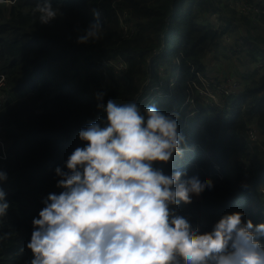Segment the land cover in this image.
Listing matches in <instances>:
<instances>
[{"label": "trees", "instance_id": "obj_1", "mask_svg": "<svg viewBox=\"0 0 264 264\" xmlns=\"http://www.w3.org/2000/svg\"><path fill=\"white\" fill-rule=\"evenodd\" d=\"M97 1L50 0L58 14L48 23L38 20V0H16L9 7L0 4V72L6 74L11 88L0 109L9 138L7 160L0 159V170L7 173L0 188L9 204L0 218V264L31 260L26 244L34 227L32 219L38 218L48 193L62 190L56 186L55 168L65 169L69 154L85 143L78 138V130L106 116L96 107V92L105 93L104 103L108 99L133 102L147 76L156 77L158 65L165 66L170 75L177 59L181 70L175 105L186 95L189 81L199 84L200 76L208 77L209 58L223 46L226 36L239 55L261 62L264 0H110L114 11L106 9L97 39L78 43L77 36L94 19L93 7H100ZM117 3L124 15H133L137 21L135 30L125 37L117 29ZM213 18L214 29L208 25ZM166 29L171 35V53L154 59L147 74L144 67ZM118 55L128 61V71L114 73L111 69L106 78L99 62ZM68 72L72 78L59 84L58 76ZM245 80L240 95L230 100V108L200 104L202 97L197 95L186 98L200 105L199 128L192 138L199 143L196 152L202 159L191 163L193 153L187 159H175L167 170L185 169L189 176L199 173L212 179L211 189L205 187L195 195L196 206L183 203L178 209L201 224V231L211 230L220 216L236 210L244 213L243 220L264 222V206L249 205L264 180V165L259 163L247 172L235 156L238 147L243 150L247 145V127L264 134V73L253 71L251 79ZM33 81H41L35 90H20L22 83ZM249 160L256 162L254 156ZM214 167L218 169L215 175Z\"/></svg>", "mask_w": 264, "mask_h": 264}, {"label": "clouds", "instance_id": "obj_2", "mask_svg": "<svg viewBox=\"0 0 264 264\" xmlns=\"http://www.w3.org/2000/svg\"><path fill=\"white\" fill-rule=\"evenodd\" d=\"M15 1L0 0V4L9 7ZM96 5L100 7H93L94 19L77 36L78 43L95 41L101 23H105L102 16L106 9L113 10L110 0H98ZM116 6L120 21L117 29L125 37L135 30L137 21L134 29L129 30L125 23L128 14L124 15L119 4ZM36 12L41 23H48L58 14L50 0H38ZM170 21L171 18L167 19V26ZM198 22L203 25L202 20ZM208 25L214 29L215 18ZM171 49V35L166 29L148 59V67L161 54H170ZM221 49L236 51L231 38L223 42L215 54ZM260 55L264 63V46ZM239 56L247 59L244 54ZM99 63L106 78L111 69L114 73L129 69L128 61L121 55ZM176 63L170 75L165 66L158 65L156 77L147 76L133 102L117 103L108 99L104 103L103 91L94 94L97 109H102L106 116L78 130V138L85 143L69 154L65 169L55 168L59 177L56 186L62 190L48 193L43 198L44 207L39 210L38 218L32 219L34 227L26 244L32 258L27 264H264V222L254 224L251 219L243 220L244 213L236 210L220 216L211 230L201 231V224L178 211L183 203L196 206L194 199L198 198L195 195L205 187H213L210 177L199 173L189 176L185 169L171 173L167 170L175 159H187L193 153L191 163L202 159L196 152L199 143L196 137L192 138L199 128L200 105L186 98L200 96L199 90H204L213 96L215 103L212 104L217 108H230L231 101H235L232 97L240 95L243 88L212 79L207 71L208 77L203 76V80L200 76L199 84L188 82L186 95L174 105L181 70L177 59ZM260 68H263L261 73ZM260 68L247 69L243 79L250 80L253 71L262 75L264 66ZM40 83L24 82L20 90L32 92ZM10 89L6 74L0 72V93L7 96L0 109ZM247 128V145L243 150L238 147L235 156L248 172L259 165L248 157L253 147L264 144V139H259L264 134L256 132L255 127ZM8 141L0 116L2 160L8 157ZM168 161L172 163H163ZM234 167L232 165L230 170ZM217 171L214 167L213 175ZM6 179L7 173L0 170V182ZM5 196L0 188V218L6 215L9 207ZM258 204L264 206V180L249 205L255 208ZM200 213L204 211L200 209Z\"/></svg>", "mask_w": 264, "mask_h": 264}, {"label": "rangeland", "instance_id": "obj_3", "mask_svg": "<svg viewBox=\"0 0 264 264\" xmlns=\"http://www.w3.org/2000/svg\"><path fill=\"white\" fill-rule=\"evenodd\" d=\"M135 22H136V18L134 19L133 15H128L126 17L125 23L126 26L129 28V30L134 29ZM229 39L230 38L226 36L223 42L227 43ZM169 51H170V44L167 45V52ZM242 59H244V57L236 54V51H232L229 49H221L219 53L210 56L208 61V65H209L208 74L210 77H212V79L225 81L227 86L233 84L235 85L236 88H244L245 85L247 84V81L243 79V77L246 76L245 74L246 70L263 67L264 63L263 62L249 63L247 59L244 60ZM144 70H146L147 74L149 73L148 65L144 67ZM261 72H263V68H260V73ZM71 78H72L71 73H67L65 75L58 76L57 81L59 84H61L70 80ZM202 79L204 80L205 77L202 76ZM74 82H76L75 79ZM6 97H7L6 95L0 93V106L5 101ZM2 137H3V130H2ZM253 137H255V135ZM259 139H264V136L260 137ZM251 156L257 157L256 161L259 162L260 165H264V144L259 143L256 147H253L250 152V157L248 158H251ZM244 159L245 157L242 156L241 160Z\"/></svg>", "mask_w": 264, "mask_h": 264}, {"label": "built area", "instance_id": "obj_4", "mask_svg": "<svg viewBox=\"0 0 264 264\" xmlns=\"http://www.w3.org/2000/svg\"><path fill=\"white\" fill-rule=\"evenodd\" d=\"M199 95L202 97V101H203L200 104L204 103V104L210 105L212 103H215L213 96L211 94L205 92L204 90H199ZM193 101L196 102L195 99L191 100L192 103H193Z\"/></svg>", "mask_w": 264, "mask_h": 264}]
</instances>
